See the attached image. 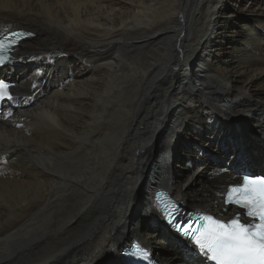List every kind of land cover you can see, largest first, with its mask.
<instances>
[{
  "label": "bare ground",
  "instance_id": "bare-ground-1",
  "mask_svg": "<svg viewBox=\"0 0 264 264\" xmlns=\"http://www.w3.org/2000/svg\"><path fill=\"white\" fill-rule=\"evenodd\" d=\"M0 23L37 35L0 71V264H207L155 198L225 219L235 171L264 172V0H0Z\"/></svg>",
  "mask_w": 264,
  "mask_h": 264
},
{
  "label": "snow or ice",
  "instance_id": "snow-or-ice-1",
  "mask_svg": "<svg viewBox=\"0 0 264 264\" xmlns=\"http://www.w3.org/2000/svg\"><path fill=\"white\" fill-rule=\"evenodd\" d=\"M33 34L12 33L11 37L0 39V65L5 63L8 59L6 53L21 38ZM11 87L10 83L0 79V103L14 99ZM162 195L158 194L156 200L163 207L164 218L190 240L197 257L202 256L214 264H264V176L245 173L224 194V203L243 209L244 219L239 213L228 220L213 214H201L190 223L177 221L175 203L170 200L161 202ZM131 255L148 259V253L139 246Z\"/></svg>",
  "mask_w": 264,
  "mask_h": 264
},
{
  "label": "rangeland",
  "instance_id": "rangeland-1",
  "mask_svg": "<svg viewBox=\"0 0 264 264\" xmlns=\"http://www.w3.org/2000/svg\"><path fill=\"white\" fill-rule=\"evenodd\" d=\"M17 28H19V27H17ZM36 40V39H35ZM35 40H33V41H35ZM30 41H32V40H30ZM30 41H26L25 43L27 44V42L29 43ZM23 44V46H25L26 44ZM233 101V100H232ZM228 155H230V154H228ZM249 171H254V172H256V173H264V172H262L261 170H259L258 168H256V169H253V170H249ZM204 179H201L200 181L202 182ZM200 181H198L199 183H198V186H200L202 183L200 182Z\"/></svg>",
  "mask_w": 264,
  "mask_h": 264
},
{
  "label": "water",
  "instance_id": "water-1",
  "mask_svg": "<svg viewBox=\"0 0 264 264\" xmlns=\"http://www.w3.org/2000/svg\"><path fill=\"white\" fill-rule=\"evenodd\" d=\"M178 221H180V220H178ZM177 236H179V237H181L179 234H176ZM182 238V237H181ZM183 239V238H182Z\"/></svg>",
  "mask_w": 264,
  "mask_h": 264
}]
</instances>
